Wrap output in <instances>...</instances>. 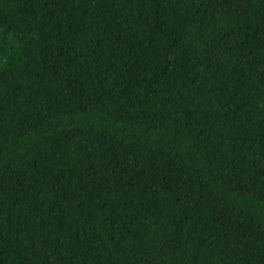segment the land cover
Returning a JSON list of instances; mask_svg holds the SVG:
<instances>
[{
	"label": "trees",
	"instance_id": "16d2710c",
	"mask_svg": "<svg viewBox=\"0 0 264 264\" xmlns=\"http://www.w3.org/2000/svg\"><path fill=\"white\" fill-rule=\"evenodd\" d=\"M0 264H264V0H0Z\"/></svg>",
	"mask_w": 264,
	"mask_h": 264
}]
</instances>
